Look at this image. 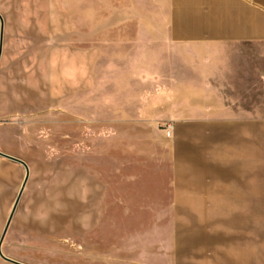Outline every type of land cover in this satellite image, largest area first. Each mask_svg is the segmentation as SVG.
Masks as SVG:
<instances>
[{
  "label": "rangeland",
  "instance_id": "rangeland-1",
  "mask_svg": "<svg viewBox=\"0 0 264 264\" xmlns=\"http://www.w3.org/2000/svg\"><path fill=\"white\" fill-rule=\"evenodd\" d=\"M163 3L0 0V152L28 167L7 257L169 264L173 220L154 186L168 179L165 123L199 110L201 61L153 42ZM24 177L0 155V234Z\"/></svg>",
  "mask_w": 264,
  "mask_h": 264
},
{
  "label": "crops",
  "instance_id": "crops-1",
  "mask_svg": "<svg viewBox=\"0 0 264 264\" xmlns=\"http://www.w3.org/2000/svg\"><path fill=\"white\" fill-rule=\"evenodd\" d=\"M153 42L199 59V110L164 139L169 264H264V0H164Z\"/></svg>",
  "mask_w": 264,
  "mask_h": 264
},
{
  "label": "water",
  "instance_id": "water-1",
  "mask_svg": "<svg viewBox=\"0 0 264 264\" xmlns=\"http://www.w3.org/2000/svg\"><path fill=\"white\" fill-rule=\"evenodd\" d=\"M3 26H4V22H3L2 15L0 14V58H1L2 44H3ZM0 155L3 156V157H5V158H8V159L14 160V161H16V162H19V163H21L22 165H24V167H25V177H24V179H23V182H22V184H21V187H20V189H19V191H18V193H17V196H16V198H15V200H14V203H13V205H12V208H11V210H10V212H9V215H8V217H7V219H6V222H5V224H4V227H3L2 231H1V234H0V257H1L2 259L6 260V261H9V262L13 263V264H25V263H23V262H20V261H17V260H14V259H12V258L7 257V256L2 252L1 246H2V242H3V240H4V237H5V235H6V232H7V230H8V227H9V225H10V222H11V219H12V217H13V214H14V212H15V210H16L17 205H18V202H19V199H20V197H21V194H22V192H23V189H24L25 183H26V181H27V178H28V167H27L26 163H25L23 160L19 159V158H16V157H13V156L7 155V154L2 153V152H0Z\"/></svg>",
  "mask_w": 264,
  "mask_h": 264
},
{
  "label": "built area",
  "instance_id": "built-area-1",
  "mask_svg": "<svg viewBox=\"0 0 264 264\" xmlns=\"http://www.w3.org/2000/svg\"><path fill=\"white\" fill-rule=\"evenodd\" d=\"M171 128H172V123L170 122L165 123L164 131H165L166 136L169 135Z\"/></svg>",
  "mask_w": 264,
  "mask_h": 264
}]
</instances>
